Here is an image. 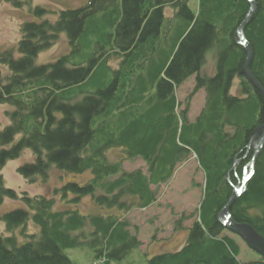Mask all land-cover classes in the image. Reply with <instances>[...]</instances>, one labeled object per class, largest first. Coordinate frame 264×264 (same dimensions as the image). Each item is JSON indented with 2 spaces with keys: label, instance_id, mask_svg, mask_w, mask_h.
Returning <instances> with one entry per match:
<instances>
[{
  "label": "trees",
  "instance_id": "obj_1",
  "mask_svg": "<svg viewBox=\"0 0 264 264\" xmlns=\"http://www.w3.org/2000/svg\"><path fill=\"white\" fill-rule=\"evenodd\" d=\"M254 1L243 32L252 54L249 70L264 88V0ZM248 9L246 0H198L195 14L188 0H86L59 10L54 21L45 17L46 9H31L39 21L24 22L15 49L0 51V66L8 71L0 70V105L11 106L0 129V206L5 199L25 206L0 215L6 233L0 230V264H75L64 250L76 247L89 248L94 264H119L141 245L120 213L153 204L157 187L191 155L204 178L197 218L178 250L146 262L241 264L239 246L218 215L251 160L255 128L264 124L263 99L239 73L245 50L236 30ZM60 33L70 52L37 64V55ZM212 47L215 71L205 75L200 68ZM192 75V94L203 89L205 97L190 121L189 103L180 109L175 87ZM235 79L237 94L231 93ZM113 148L126 160L140 158L145 172L110 161ZM25 149L33 158L16 168L18 175L32 183L52 168L89 171L85 183L66 182L55 195H70L73 203L88 196L104 213L55 209L54 197L7 187L1 170ZM229 213L264 236V144ZM29 220L38 232H26Z\"/></svg>",
  "mask_w": 264,
  "mask_h": 264
},
{
  "label": "rangeland",
  "instance_id": "obj_2",
  "mask_svg": "<svg viewBox=\"0 0 264 264\" xmlns=\"http://www.w3.org/2000/svg\"><path fill=\"white\" fill-rule=\"evenodd\" d=\"M85 0H23L21 7L14 8L8 3L0 2V51L16 47V43L21 37L19 33L20 26L25 21L39 19L32 14V8L40 6L48 11L46 18L53 21L57 12L61 9H73L82 6ZM189 7L196 13L198 0H188ZM166 15H171L169 9H165ZM165 29V27H163ZM70 48L67 45L66 36L60 33L55 43L47 49L41 51L36 57L37 64H45L54 61L61 55L68 54ZM215 53L216 48L212 47L206 52L205 61L201 65L200 71L205 75H212L215 71ZM115 61L109 64L116 66ZM1 73L7 75L6 67L0 66ZM238 79L234 80V86L231 93L237 94ZM194 87V75L190 76L182 84L175 89L176 99L182 104L180 109L184 107L187 100L188 119L192 121L200 112L204 103L203 89L197 90L192 94ZM190 96V97H188ZM4 109L11 110L10 105H0V129L8 123V119L4 116ZM107 157L110 161L122 160V167L126 171L141 169L145 172L146 165L140 159L126 160L125 154L121 149L113 148L107 151ZM32 153L29 149H25L19 158L8 161L1 170L7 187L15 189L17 193L26 192L29 196L44 195L55 199V209H77L83 214L87 213H104V209L99 208L90 197H83L78 203L70 202L72 196L68 195L66 199H62L59 195H55L57 190L66 182L85 183L91 174L89 171L82 174H74L58 171L52 168L46 179L38 177L34 183L26 181L18 175L15 169L21 164L32 160ZM246 168L242 175L248 173ZM203 172L197 165L194 156H189L187 160L179 163L173 173L172 178L157 187L156 200L150 206L140 209L134 208L128 213H120L130 223L129 232L136 234L141 245L132 250L124 260L119 264H147V260L153 255L178 250L185 242L188 227L193 220L197 218V210L202 196ZM16 208H25L18 200L5 199L0 206V215ZM180 222V223H179ZM178 227V228H177ZM38 232V227L28 221L26 232ZM0 230L4 232V224L0 221ZM17 233V231H15ZM224 233L231 237L239 246L240 254L238 259L241 264H252L253 261L261 259L254 250L250 249L242 239L231 233L228 229ZM19 236V241L24 240L23 236ZM64 253L75 264H94L92 260V252L87 247H76L65 249Z\"/></svg>",
  "mask_w": 264,
  "mask_h": 264
},
{
  "label": "water",
  "instance_id": "obj_3",
  "mask_svg": "<svg viewBox=\"0 0 264 264\" xmlns=\"http://www.w3.org/2000/svg\"><path fill=\"white\" fill-rule=\"evenodd\" d=\"M246 1L249 3V9L236 30V42L245 50V62L239 73L243 74L249 81V83L259 92L264 102V88L259 84V82L254 78V76L249 70V64L251 62L252 54L250 46L243 32L244 27L246 26L255 11L256 3L254 0ZM250 143L252 144L253 154L251 156V161L247 167L249 169V178L253 173L254 161L258 153L260 152L261 147L264 144V124L259 125L255 128ZM246 179L241 183L239 187H235L233 189V194L230 196L229 200L227 201L223 209L220 211L218 215V220L225 227V229H228L231 233L241 238L250 249L254 250L264 259V236L260 235L248 223L237 222L233 220L229 213V209L234 200L245 190Z\"/></svg>",
  "mask_w": 264,
  "mask_h": 264
},
{
  "label": "bare ground",
  "instance_id": "obj_4",
  "mask_svg": "<svg viewBox=\"0 0 264 264\" xmlns=\"http://www.w3.org/2000/svg\"><path fill=\"white\" fill-rule=\"evenodd\" d=\"M258 155H259V153H258ZM257 155V156H258ZM251 161V160H250ZM250 161L248 162V164L250 163ZM248 164H247V167H248ZM241 178H242V175H241ZM241 178L239 179V181H238V184H237V186L236 187H239L240 185H241V183L243 182V181H241ZM249 177L247 176V179H246V184H247V182L249 181Z\"/></svg>",
  "mask_w": 264,
  "mask_h": 264
}]
</instances>
